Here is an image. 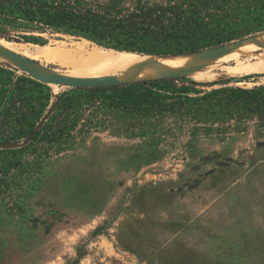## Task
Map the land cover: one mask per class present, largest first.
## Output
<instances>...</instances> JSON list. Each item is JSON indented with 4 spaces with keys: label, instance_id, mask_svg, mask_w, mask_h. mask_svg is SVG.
I'll return each mask as SVG.
<instances>
[{
    "label": "rangeland",
    "instance_id": "obj_1",
    "mask_svg": "<svg viewBox=\"0 0 264 264\" xmlns=\"http://www.w3.org/2000/svg\"><path fill=\"white\" fill-rule=\"evenodd\" d=\"M48 1L107 11L132 9L139 0ZM145 1L202 13L213 29L201 37L205 49L236 51L264 35V0ZM42 37L59 53L79 44L114 51L69 35ZM29 59L36 70L67 71L57 61ZM233 59L193 73L213 76L205 80L192 72L177 78L224 83L197 87L192 98L264 85V72H232ZM0 68L35 83L40 117L32 141L0 142V264H264V155L252 165L256 142L247 131L227 122L224 132L217 113L158 122L122 112L103 94L38 82L3 55ZM67 98L75 110L53 136L48 128ZM226 159L232 162L224 170L218 161Z\"/></svg>",
    "mask_w": 264,
    "mask_h": 264
},
{
    "label": "trees",
    "instance_id": "obj_2",
    "mask_svg": "<svg viewBox=\"0 0 264 264\" xmlns=\"http://www.w3.org/2000/svg\"><path fill=\"white\" fill-rule=\"evenodd\" d=\"M183 5L151 4L139 0L132 9L118 6L99 11L66 1L0 0V40L44 46L46 39L42 35L63 34L87 39L97 46L116 51L159 57L189 55L205 49L201 37L213 29H209L210 24L202 20V13L185 11ZM14 34H19V38H13ZM192 76L198 80L213 77ZM183 80L158 78L78 89L103 94L113 108L158 122L168 117L188 118L191 112L217 113V121L223 124L224 132L228 129L224 125L229 122L232 131H247L253 137L256 144L251 158L254 159L252 165L255 164V159L264 155V85L252 90L226 87L192 98L191 93L199 94L197 87L224 83L200 84ZM34 85V82L0 68V142L18 144L35 132L40 117L36 111L38 99L32 88ZM74 110L73 100H62L56 107L58 115L55 119L59 120L54 127L48 128L49 133L51 131L53 136L62 134L63 129L59 130L58 126L65 123ZM30 124H33V129L25 130ZM218 162L225 170L232 161Z\"/></svg>",
    "mask_w": 264,
    "mask_h": 264
},
{
    "label": "bare ground",
    "instance_id": "obj_3",
    "mask_svg": "<svg viewBox=\"0 0 264 264\" xmlns=\"http://www.w3.org/2000/svg\"><path fill=\"white\" fill-rule=\"evenodd\" d=\"M0 47L31 59L57 61L67 68L66 73L61 72L62 74H60L52 69L38 71L79 79L115 76L119 81L125 82L127 80L153 79L184 70L193 71L191 73L193 74L206 68L218 66V64L227 63L232 58L237 63L235 67L230 68L232 72L241 74L264 72V35L244 42L236 51H232L236 46H231L229 54L212 60H206L201 55L195 54L154 59L137 53L109 51L98 47L87 49L84 44H79L76 49L62 53L57 52L58 48L33 45L29 47L13 42H0ZM122 72L127 73L119 74Z\"/></svg>",
    "mask_w": 264,
    "mask_h": 264
},
{
    "label": "water",
    "instance_id": "obj_4",
    "mask_svg": "<svg viewBox=\"0 0 264 264\" xmlns=\"http://www.w3.org/2000/svg\"><path fill=\"white\" fill-rule=\"evenodd\" d=\"M241 43L243 42L240 41L238 44H241ZM228 52H229L228 46H220V47L205 49L203 51H200L194 54L201 55L206 60H212V59L221 57L227 54ZM0 55L7 57L11 61H13L15 64H17L20 70L27 73L32 79L38 82L44 83V84L67 86L71 88L105 87V86H115L118 84H123V83H120L119 80L115 76L101 77V78H95V79H79V78H73V77H68V76L59 75V74L44 73V72H41L35 69L37 64L34 61L30 60L27 57L20 56L19 54L13 51L3 49L2 47H0ZM189 55H193V54H189ZM182 56H185V55H182ZM160 58H168V57H160ZM13 69L15 71H19L18 68L13 67ZM190 72H193V71L184 70L180 72H171V73L160 76V78H177L183 74H187ZM158 78L159 77H157V79ZM153 79H156V78H153ZM141 80H148V79H141ZM48 118H49V115H47L45 119H48ZM35 134L36 132H34L28 138L27 142L32 141Z\"/></svg>",
    "mask_w": 264,
    "mask_h": 264
}]
</instances>
